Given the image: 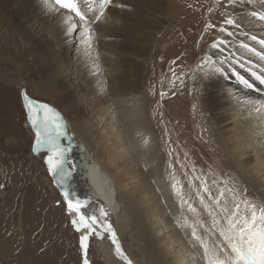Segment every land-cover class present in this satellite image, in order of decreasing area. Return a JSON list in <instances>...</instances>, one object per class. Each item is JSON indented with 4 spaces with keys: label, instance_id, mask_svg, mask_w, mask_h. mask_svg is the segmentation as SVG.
<instances>
[{
    "label": "rangeland",
    "instance_id": "1",
    "mask_svg": "<svg viewBox=\"0 0 264 264\" xmlns=\"http://www.w3.org/2000/svg\"><path fill=\"white\" fill-rule=\"evenodd\" d=\"M227 7L228 0H164L162 14L152 9L142 13L148 28L142 26L132 40L135 50H141L144 57L151 55L143 75L145 100L140 104L130 94L116 95L107 81L108 92L101 98L86 81L89 76L84 74L82 56H74L69 85L78 93L77 105L55 74L63 69L65 59L58 49L62 40H58L55 26L46 23L41 30L47 42L33 24L25 28L13 19H2L9 26L0 27V264H85V259L87 264H107L96 245L104 239L125 264L132 259L138 264H169L176 252L192 253L195 264H207L204 248L192 233L195 231L209 249L222 242L209 215V211L218 214L215 199L220 190H225L221 203L227 201L229 207L233 192L240 199L264 204L262 189L241 179L238 166L229 162L223 135L213 136L204 87L198 85L202 48L212 41L214 18L232 17ZM102 16L99 3H93L91 11L85 7L86 19L82 21L93 25L86 34L77 35V31L73 35L72 43L79 50L89 46L100 55L103 27L95 24ZM107 20L109 17L105 23ZM85 36L90 42L80 47L76 39ZM138 37L147 42L141 45ZM255 40L262 41L260 36ZM247 47L253 50L256 46ZM21 81L33 97L60 108L70 131L89 148V160L111 180L117 206L104 211L106 215L100 203L85 197L79 177L88 159L78 161L61 186L73 194V202L86 199L81 214L89 220L96 216L92 232L83 227L77 230L73 220H78L79 214L69 210L68 199L54 182L56 174L30 154L32 137L25 129L18 92ZM137 112L143 121L133 119ZM148 150L156 153V164L143 161L142 153ZM201 196L210 209L201 203ZM83 230V236H88L86 250ZM117 243L128 260L117 253ZM165 247L169 249L164 251Z\"/></svg>",
    "mask_w": 264,
    "mask_h": 264
},
{
    "label": "bare ground",
    "instance_id": "2",
    "mask_svg": "<svg viewBox=\"0 0 264 264\" xmlns=\"http://www.w3.org/2000/svg\"><path fill=\"white\" fill-rule=\"evenodd\" d=\"M228 6L227 10L231 12L232 17L227 19L224 15H217L214 18L217 22L215 29L211 31L212 41L202 48L204 56L198 64V69L202 67L198 85L201 89L204 87V106L210 113L213 136L223 135L225 146L229 150V162L238 166L241 179L254 183L264 192V82L258 79L264 78V18H262L264 0H228ZM148 9L162 14L164 0H112L101 19L94 23L100 28L103 27L101 38L104 41L100 44L102 48L100 55L96 49L87 46L90 42L87 36L82 39L75 38L81 42L80 47L87 46L85 51L79 50L72 43L73 35L77 31V35H81L82 32L86 34L88 26L93 24L82 21L80 17L72 14L70 19L74 28L68 32L64 22L65 17L69 16L68 10L57 5L46 6L44 0H0V27L9 26L3 21L6 18L17 21L25 28L33 24L39 28L41 35L45 34L41 30L46 23L55 26V30L59 32L57 39L62 40L57 48L65 54V59L62 60L63 69L60 68L61 70H57L55 74L61 79V83L67 86L70 97L77 105L78 93L69 85L71 70L74 68L72 60L74 56H82V65L86 70L84 74L89 76L86 81L92 88H96L101 98H105L109 83L116 95L130 94L132 99L140 104L145 100L142 94L146 86L143 75L148 66L147 58L151 54L148 53L149 56L144 57L141 50H135L136 44L132 39L142 26L148 28L142 19V13H146ZM166 14L169 17L168 13ZM107 17L109 20L105 23ZM229 20L233 23H228ZM159 31L160 29L158 34ZM109 35L112 36L111 41ZM256 36H260L262 41L256 42ZM114 37L118 41L113 40ZM43 40L48 42L49 39L44 35ZM38 41L41 44L42 41L40 39ZM146 42L145 37H138V43L141 45ZM254 44L256 47L253 50L246 49L247 45ZM48 51L52 55V52ZM99 68L106 76L101 75ZM88 71H94L95 75H90L91 72ZM244 80L252 87H247ZM137 113L133 114L135 116L133 119L143 121V116ZM137 150L139 152V147L135 148V151ZM89 153V148L82 143L80 156L81 159L86 158L88 161L82 165L83 172L81 171L79 178L84 183L85 197L90 199L88 201L92 199L100 203L104 214V211L117 206L115 193L106 173L87 157ZM142 154H145L143 160L145 163H157L158 157L153 150L149 153L144 151ZM61 189L65 191L63 187ZM84 200L86 202L85 198ZM84 234L83 230L82 236ZM156 234L159 232L156 231ZM96 245L107 264H125L115 255L116 253H113V245L109 240L97 241ZM168 249L165 247L164 251ZM178 253L171 255L169 264H195L192 261L194 259L192 253L188 255ZM132 262L138 264L133 259Z\"/></svg>",
    "mask_w": 264,
    "mask_h": 264
},
{
    "label": "snow or ice",
    "instance_id": "3",
    "mask_svg": "<svg viewBox=\"0 0 264 264\" xmlns=\"http://www.w3.org/2000/svg\"><path fill=\"white\" fill-rule=\"evenodd\" d=\"M93 3L100 4L101 15H103L104 7L111 4L112 0H44L46 6L58 5L68 10L69 16H66L64 21L68 32H71L74 28L70 16L74 14L80 17L81 20H85V7L88 11H91ZM228 23H233V21L229 20ZM258 79L264 82V78L258 77ZM244 84L249 88L252 87L247 80H244ZM24 99L27 102L29 120L37 130L36 142L38 145H46L51 153L47 160L49 170L59 175L60 180L58 182L64 185L67 178L71 176V172L65 167L67 160L64 154L67 149H64L59 143V137L63 135V124L60 122L59 114L47 104L30 99L26 93ZM41 137H43V140ZM204 191L208 192V189L205 187ZM227 191L233 192L232 189H227ZM210 195L211 193H209ZM64 196L68 199L69 210H75L79 214L78 220H73L77 230L83 227L89 229L90 232L94 231L93 224L96 222V216L92 215L89 220V217L80 213L81 208L86 206V202L78 199L73 202V194L67 189L64 191ZM224 196L225 190H220L215 199L218 214L213 215V212L209 211V215L213 216V228L222 238V242L218 241L213 249H209L207 243L195 231L192 233L195 241L204 248V257L207 264H264V204H257L248 199H240L233 192L232 204L229 207L227 201L221 203ZM201 203L204 204L206 209L211 208V205L204 203L203 196H201ZM191 210L195 211V209ZM104 214L106 215V213ZM221 220L224 221L223 224ZM107 230L111 231L110 225H108ZM87 239V235L82 237L85 250ZM113 242L116 243L115 233H113ZM116 250L119 255L128 260L123 255L118 243ZM85 264H87L86 259ZM128 264H132L131 260H128Z\"/></svg>",
    "mask_w": 264,
    "mask_h": 264
},
{
    "label": "water",
    "instance_id": "4",
    "mask_svg": "<svg viewBox=\"0 0 264 264\" xmlns=\"http://www.w3.org/2000/svg\"><path fill=\"white\" fill-rule=\"evenodd\" d=\"M18 92H19V96H20V100H21V106H22V109L25 113V129L32 137L31 145H30V154L35 158H39L49 168L47 160H48V156L51 155V153L49 152L48 147L46 145H44V144L38 145L36 142L37 141V130H36V128H34L32 126V123L29 120L28 109L26 107L27 102L24 99L25 93L27 94V96L30 99L38 101V102L43 103V104H47L56 113L59 114L60 122H62V124H63V129H62L63 135H61L59 137V143L64 149H67V151L64 154L65 158L67 160L65 167L70 172H72V170L75 167V164L81 159V156H80L81 144L77 140L75 135L70 131L69 125H68V119L65 116V114L53 102H48V101L37 99V98L33 97L29 93L28 87L23 81H21V84L18 87ZM41 139L43 140V137H41ZM59 180H60V176L55 175L54 182L57 185V187H59L61 189L62 185L58 182ZM61 194H62L63 198L66 200V198L64 196V192L62 189H61Z\"/></svg>",
    "mask_w": 264,
    "mask_h": 264
}]
</instances>
